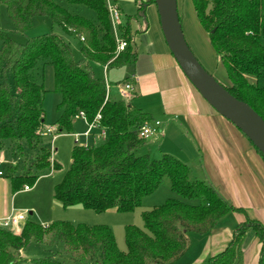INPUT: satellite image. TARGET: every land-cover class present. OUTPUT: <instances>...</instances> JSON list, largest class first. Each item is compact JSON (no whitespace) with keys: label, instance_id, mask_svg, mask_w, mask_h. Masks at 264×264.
Segmentation results:
<instances>
[{"label":"trees","instance_id":"trees-1","mask_svg":"<svg viewBox=\"0 0 264 264\" xmlns=\"http://www.w3.org/2000/svg\"><path fill=\"white\" fill-rule=\"evenodd\" d=\"M64 1L92 10L96 23L50 0H0L15 34L25 36L34 19L46 18L51 26L79 41L81 56L76 60L67 40L53 31L18 43L0 30V159L6 144L13 155L22 157L24 149L29 151L20 167L5 166L11 193L25 185L32 188L45 171L60 170L42 143L45 137L37 134L45 123L42 105L46 91L33 74L41 64L53 67L54 90L60 96L55 134L71 132L79 112L89 123L99 115V127L107 132L101 145L73 148L70 167L54 187L53 198L62 208L80 207L96 214L133 212L164 178L174 194L196 203L168 199L143 212V229L124 227L125 252L118 250L106 225L55 221L42 226L26 221L19 234L0 228V264H173L187 252L189 235L210 234L231 212L244 214L245 220L236 226L224 251L203 264H243L248 230L258 240V264H264V225L230 204L208 182L191 178V169L176 157L162 154L151 159L138 154L147 144L139 129L153 122L151 116L134 106L132 98L115 99L109 91L105 101V80L95 75L93 65L108 70L135 62L130 18L119 23L127 47L116 55L105 0ZM191 1L215 60L225 69L227 83L219 84L264 121V87L258 85L264 73V0ZM126 83L132 80L125 78L115 85ZM31 244L56 247L57 251L41 258L22 257L20 252Z\"/></svg>","mask_w":264,"mask_h":264},{"label":"crops","instance_id":"crops-1","mask_svg":"<svg viewBox=\"0 0 264 264\" xmlns=\"http://www.w3.org/2000/svg\"><path fill=\"white\" fill-rule=\"evenodd\" d=\"M111 2L119 12L120 22L130 18L136 60L129 65L126 76L133 84L128 97L152 121L160 123L161 134L154 143L159 153L172 155L191 167L195 177L208 182L230 204L264 225V160L241 131L216 113L186 79L164 43L155 0ZM136 32L140 34L136 36ZM91 131L80 137H89ZM15 194L4 174L0 178V219L11 211L25 213L11 206ZM244 220V214L231 212L219 220L210 234L189 237L187 252L173 264H203L221 253L231 242L236 226ZM26 221L27 217L16 232L6 230L19 234ZM50 221L40 223L47 226ZM259 248L255 233L248 230L243 264H258ZM20 254L23 257V251Z\"/></svg>","mask_w":264,"mask_h":264},{"label":"rangeland","instance_id":"rangeland-1","mask_svg":"<svg viewBox=\"0 0 264 264\" xmlns=\"http://www.w3.org/2000/svg\"><path fill=\"white\" fill-rule=\"evenodd\" d=\"M50 1L66 8L71 13L77 14L96 23V16L92 10H89L83 6L68 5L64 0ZM177 7L179 16L181 17L182 31L192 54L200 63V65L211 76H213L216 81H218V83L225 85L227 83L225 69L215 60L207 34L200 27L195 17L192 1L177 0ZM0 30H4L9 33V35L18 43L25 42L26 38L40 36L53 31L56 34L62 35L67 40L76 60L81 57L79 53V41L76 38L65 35L58 26H51V23L46 18L34 19L32 28L26 33L25 36H20L13 32V25L6 15L5 8L4 6H0ZM135 34L138 36L140 33L136 32ZM262 44L264 45V40H262ZM93 71L99 78L103 79L106 77L111 88V96L115 99H118L120 95L115 84L124 80L127 74H129V65L119 68L113 67L109 68L108 70H104V67L100 65H93ZM33 78L36 82H41L44 85V89L46 91L42 105L45 114L44 128L55 127L56 129V123L60 116V111L57 109V106L60 103V96L54 90L53 67L51 65L43 66L38 64L36 70L34 71ZM258 85L259 87H264V73L258 80ZM135 98L136 96L133 98V100H136ZM126 99L129 100L131 97H127ZM74 121L76 122L72 123L71 132L68 133L67 131H62L60 134H56L54 139L52 138V135L46 136L42 139L43 145L51 152V159L60 165V170L43 172L37 180L35 187L27 192L21 190L13 197L11 206L14 207V209H23V211H25L24 215L27 217L28 221L31 220L40 225V222H45V220H51L50 223L55 221H64L73 225H106L112 230L114 234L118 250L125 252L126 246L124 242V227L132 225L139 229H143V221L141 218V214L143 212L160 206L168 199H177L188 204L196 203V201H184L179 196L174 194L170 189L169 180L164 178L158 189L153 194L143 198L141 206L135 209L133 212L118 213L114 210H110L105 213L96 214L93 211L84 210L79 207H71L66 209L62 208L53 198L54 187L59 182H61L65 173L70 167L71 152L73 148L76 145H101L107 136V132L104 129L94 128L92 129L91 135L89 137H80V135H83V133L87 131L89 127L82 119H74ZM74 135L79 136L77 143L75 142L76 139ZM7 145L8 144H6L2 153L3 157L1 158L3 161L0 162V170L3 172L5 170V166L17 164L20 167L24 159L29 157V151L27 149H24L21 157L19 155L11 154ZM137 153L147 154L151 159H159L162 155V152L159 153L158 146L151 142H147V144L142 146V148H140ZM190 169V177L194 178L195 173L191 167ZM195 178L198 179V177ZM26 206H31L34 209H24ZM29 212H32V215H29ZM20 224L21 223L8 227L7 229L11 232H16ZM189 237L191 239L192 237H196V235H189ZM56 251V247L49 248L47 245L31 244L23 251V257L27 259L41 258L51 254V252Z\"/></svg>","mask_w":264,"mask_h":264},{"label":"water","instance_id":"water-1","mask_svg":"<svg viewBox=\"0 0 264 264\" xmlns=\"http://www.w3.org/2000/svg\"><path fill=\"white\" fill-rule=\"evenodd\" d=\"M155 5L164 41L186 79L202 99L239 129L264 158L262 118L248 105L230 95L196 60L182 31L177 0H155Z\"/></svg>","mask_w":264,"mask_h":264},{"label":"built area","instance_id":"built-area-1","mask_svg":"<svg viewBox=\"0 0 264 264\" xmlns=\"http://www.w3.org/2000/svg\"><path fill=\"white\" fill-rule=\"evenodd\" d=\"M106 3V7L108 9V13H109V17H110V22H111V30H112V34L114 36V40H115V44H116V55L123 52L126 47H127V43L126 41H124L119 34V23H120V16H119V12L116 9V7H114L112 5L111 0H105ZM104 70H106V68H104ZM105 80V88H106V96H105V101L108 99L109 97V91H110V85L108 83V80L106 79V77H104ZM117 90L118 93L120 95V97L122 98H127L129 96V94L133 91V84L132 83H126V84H119L117 85ZM82 119L83 121H85L88 125V130L83 134V135H87L91 129L96 128L99 126V120H100V116L97 115L93 122L89 123L87 122V119L84 115L83 112H79L74 119ZM37 134L40 137H46V136H51L54 139L56 137L55 134V127H47V128H41L37 131ZM161 132H160V123L158 121H153L151 123H146L144 125H142L139 129V135L141 138H143L146 142H151V143H155L156 140L158 139V137L160 136ZM75 142L77 143V139L79 138L78 135H75ZM89 146V145H87ZM86 147V146H85ZM4 177V172L0 170V178ZM31 190V187L25 185L22 188V191H29ZM26 219V216L21 212L17 213L15 211H11L7 216L3 217L0 219V228L2 229H7L8 227L11 226H15L21 222H23Z\"/></svg>","mask_w":264,"mask_h":264}]
</instances>
